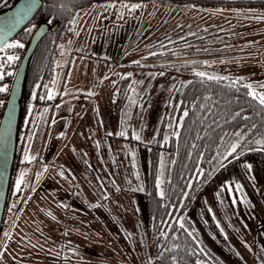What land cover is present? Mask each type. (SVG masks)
<instances>
[{"label":"rangeland","instance_id":"obj_1","mask_svg":"<svg viewBox=\"0 0 264 264\" xmlns=\"http://www.w3.org/2000/svg\"><path fill=\"white\" fill-rule=\"evenodd\" d=\"M143 21L141 40L128 45L133 26ZM70 23L73 33L59 46L48 86L51 102L37 109L26 148L28 161L36 155L38 160L47 153L52 156L44 171L37 172L35 185L54 183L67 191L75 185L73 190L81 191L69 196L81 210L76 217L83 222L81 229L69 216L64 229L80 250L65 254L64 264H159L153 260L152 237L148 233L141 237L131 221L134 212L143 220L146 201L138 194L130 199L123 194L147 192L148 142L162 118L165 136L176 132L174 125L179 126L183 117L175 112L179 90L192 75L230 78L264 92V6L96 0L78 8ZM9 44L18 42L12 39L0 48L3 76V62L17 58ZM1 83L8 89L9 82ZM122 88L125 96L117 102ZM236 156L214 173L178 219L201 252L196 264H264V150L250 149L239 159ZM127 162L135 168L140 163L142 181H125L119 165ZM159 163L160 181L165 162ZM242 163L251 164L252 171ZM55 168L66 175L54 180ZM92 169L99 181L119 185L115 186L119 191L89 181ZM113 174L119 182L109 179ZM96 185L103 187L100 198ZM85 188L93 195L82 197ZM34 190L33 186L29 196ZM109 190L113 192L107 196ZM18 210L11 209L1 228L0 264H50L35 257L24 263L28 248L14 231ZM96 226L109 234L108 239L99 238Z\"/></svg>","mask_w":264,"mask_h":264},{"label":"trees","instance_id":"obj_2","mask_svg":"<svg viewBox=\"0 0 264 264\" xmlns=\"http://www.w3.org/2000/svg\"><path fill=\"white\" fill-rule=\"evenodd\" d=\"M95 1L44 0L40 10L13 39L17 40L18 45H22V47L11 48L18 60L31 34L38 26L42 14L45 18H49L47 20H55L59 23L55 31L47 33L40 40L27 74L23 95V104L28 107L27 117L16 157L9 201L3 222L4 226L11 209L19 208V224L14 231L15 235L22 236L21 240L25 239L22 240V246L28 248L26 249L28 251L23 255L24 263L27 262V257H35L45 263L64 264L63 256L65 254H71L72 250H80L74 247L76 243H70L65 236L64 229L67 226L68 216L74 223H77L75 224L76 229H81L83 222L76 218L81 210L78 205H74L72 198L69 199L70 195L74 196L75 193L81 191L77 192V189L74 191L75 185H69L71 186L69 191L67 188L54 185V183L49 187L35 185L37 172L39 171L40 174L44 171L45 166L51 162L52 156L51 153H47L46 157L43 155V159L38 160L36 155L31 161H28L26 148L34 129L33 125L36 124L37 109L51 102L47 95L48 86L53 77L59 46L73 33L71 17L78 8ZM195 1L198 4L218 2L230 5L264 6L263 1ZM16 59L10 63L3 62L2 81H10L16 66ZM247 92L248 88L245 87L244 82H237L230 78L210 79L208 76L192 75L190 80L179 90L175 112L178 116L183 114V117L179 126L174 125L176 132L173 130L172 134L165 136V118H162L157 132L148 142L147 192L138 193L129 190L128 194L124 193L123 196L130 199L132 194H138L143 201H146V216L140 220L138 214L134 212V215H131V221L136 224L138 230H141L140 233L138 232L141 237L148 236L147 233L152 237L153 260L155 259L159 264H196L201 257V252L194 238L179 225V217L186 212L201 188L221 167V161L224 164L237 154L250 149H259L264 145V109H261L247 95ZM125 93V89L122 88L117 102L124 98ZM4 96H6L4 92L0 93L1 99ZM57 101L58 99L54 102ZM2 106L1 102L0 110ZM184 113H187V116ZM236 113H240V115L237 116ZM236 133L241 135L237 137ZM257 141L260 143H256ZM232 144L238 145L237 153L229 157L228 160H224L227 153L231 151ZM161 159L165 162V168L159 181L157 177ZM137 165V168L130 163L119 165L122 175H126L125 181L131 183H136L138 179L142 181L141 165L140 163ZM62 174L66 175V171L55 168L52 178L55 180ZM89 175V181L96 182V184L102 183L93 169L90 170ZM117 176L113 174L109 179L119 182ZM18 180L20 181L19 188H17ZM157 181L161 184L160 192ZM102 185L110 189L119 186L110 185L109 182L102 183ZM33 186L35 190L31 197L29 191H32ZM102 188L101 185H96V189H94L98 193V198L101 197L99 192ZM114 189L116 190V187ZM112 192L113 190H109L107 196ZM87 193L93 195V190L85 188V195L82 197L85 198ZM130 214H132L131 209ZM95 230L98 232L99 238L108 239L109 234L108 236L104 235L99 227L96 226ZM28 238L31 240L26 241ZM68 243L70 244L68 245ZM5 244L4 239L2 246ZM144 245L146 246V243ZM143 248L145 247L143 246ZM80 253L83 255L82 251ZM67 264L79 263L69 262Z\"/></svg>","mask_w":264,"mask_h":264},{"label":"water","instance_id":"obj_3","mask_svg":"<svg viewBox=\"0 0 264 264\" xmlns=\"http://www.w3.org/2000/svg\"><path fill=\"white\" fill-rule=\"evenodd\" d=\"M238 1V0H226ZM263 1L264 0H241ZM43 0H16L0 8V48L30 22L43 5ZM42 17L31 34L14 68L0 113V231L9 201L10 187L17 153L23 133L20 131L24 87L34 52L40 40L58 28L57 21L49 25Z\"/></svg>","mask_w":264,"mask_h":264},{"label":"snow or ice","instance_id":"obj_4","mask_svg":"<svg viewBox=\"0 0 264 264\" xmlns=\"http://www.w3.org/2000/svg\"><path fill=\"white\" fill-rule=\"evenodd\" d=\"M7 47L9 48H15V47H22V45H18V44H9L7 45ZM15 59V57H8V62L10 63L11 61H13ZM9 75H11V73H9ZM197 76H201L203 77L204 76V73L202 72H198L196 73ZM3 79V75H0V80ZM210 79H216L215 77H210ZM246 88H248V92H247V95L253 100L255 101L259 107L261 109H264V92H260V91H255L252 89L251 85H245ZM261 88H264V84L261 85ZM4 91H7L6 88H0V92H4ZM51 98V96L49 97ZM185 116H187V113H184ZM237 116L240 115V113H236ZM109 135H111V133H109ZM119 135L123 136L124 133L121 132L119 133ZM237 137H239L241 134L240 133H236ZM134 139H139L138 136H134L133 137ZM256 143H260L259 141H257ZM237 148H238V145L237 144H232L231 145V151L227 153V155L224 157V160H228L229 157H232L233 154H236L237 153ZM257 151H260V150H264V145H262L261 148L259 149H255ZM242 153L240 154H237L236 158L239 159V155H241ZM231 161L229 160V163ZM221 166H223V161H221ZM243 168H245L248 172H251L252 171V165L249 164V163H242L241 165ZM20 186V181L18 180L17 181V188H19ZM159 186V185H157ZM237 190H239V185L236 186ZM221 191H224V188L221 189ZM181 227H183L181 225Z\"/></svg>","mask_w":264,"mask_h":264},{"label":"flooded vegetation","instance_id":"obj_5","mask_svg":"<svg viewBox=\"0 0 264 264\" xmlns=\"http://www.w3.org/2000/svg\"><path fill=\"white\" fill-rule=\"evenodd\" d=\"M44 1V0H43ZM156 1H165V0H156ZM177 2H183L184 0H176ZM13 3V1H10V0H2V1H0V8H3V7H6V6H8V5H10V4H12ZM44 4V3H43ZM257 6V5H256ZM42 7V6H41ZM40 10V9H39ZM41 17L45 20V21H49V20H47V19H49V18H45L44 17V14H42L41 15ZM55 22V20H52V21H49L48 23H49V25H52L53 23ZM40 23V22H39ZM57 24H58V26H59V23L57 22ZM145 25H146V22L145 21H143V23H141V24H138V25H134L133 27H134V29H132L133 31H131V33L129 34V38H128V45L132 42V43H138V41H140L141 40V36H142V31H143V29L145 28ZM132 27V28H133ZM55 31V30H54ZM19 58V57H18ZM1 81L2 80H0V85H1V88H2V86H3V83H1ZM4 82V81H3ZM9 81H7V83H8ZM0 93H2V92H0ZM4 93L6 94V91H4ZM4 98H5V96H4ZM4 98L3 99H1L0 98V103L2 102V104H3V101H4ZM25 103V102H24ZM27 109H28V107L25 105V104H23L22 105V108H21V122H20V131L23 133V131H24V129H25V119H26V117H27ZM0 113H1V110H0ZM33 127H35L34 125H33Z\"/></svg>","mask_w":264,"mask_h":264}]
</instances>
